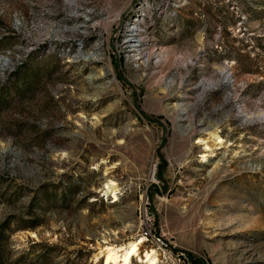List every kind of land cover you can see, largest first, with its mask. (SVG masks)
Here are the masks:
<instances>
[{
	"label": "rangeland",
	"instance_id": "rangeland-1",
	"mask_svg": "<svg viewBox=\"0 0 264 264\" xmlns=\"http://www.w3.org/2000/svg\"><path fill=\"white\" fill-rule=\"evenodd\" d=\"M131 3L0 0L4 263L91 264L150 220L164 264H264V0H174L148 63Z\"/></svg>",
	"mask_w": 264,
	"mask_h": 264
},
{
	"label": "built area",
	"instance_id": "built-area-1",
	"mask_svg": "<svg viewBox=\"0 0 264 264\" xmlns=\"http://www.w3.org/2000/svg\"><path fill=\"white\" fill-rule=\"evenodd\" d=\"M174 0H132L130 10L122 20V26L126 28L127 41L131 44L133 53H138L141 57V63L151 62L152 55L155 58L161 57L163 50L157 45L158 34L162 26L170 25L171 19L175 17L174 11L177 9ZM174 15V16H173ZM96 201L107 204H113L116 200L111 194L105 195L102 192L96 193ZM144 238L142 249L153 248L160 253V258L157 264H164V256L167 253L168 243L161 234V230H156L150 220L144 221L139 235ZM169 249V248H168ZM182 260H186L184 253H181ZM91 264H104V259L101 258L97 262L89 257ZM137 260L132 257L131 264H136ZM139 264V263H137Z\"/></svg>",
	"mask_w": 264,
	"mask_h": 264
},
{
	"label": "bare ground",
	"instance_id": "bare-ground-1",
	"mask_svg": "<svg viewBox=\"0 0 264 264\" xmlns=\"http://www.w3.org/2000/svg\"><path fill=\"white\" fill-rule=\"evenodd\" d=\"M132 51V50H131ZM139 56L138 53H134ZM133 55V57H136ZM142 56H139L141 59ZM139 59V60H140ZM220 131L213 130L209 132L208 137L201 139L198 143L201 146H204L202 149L203 160H207L210 157H215L218 149H226L229 146L225 145V141L221 139ZM119 164L117 163L112 169H110L106 176L108 177L109 173L112 172ZM220 166H217V168ZM101 192L105 195L111 194L114 200H117L121 195V190L119 184L113 179L109 178L107 182L102 186ZM119 234L115 233L114 238H118ZM36 238V237H34ZM107 236L103 238V241L97 244L96 250L98 253L93 255V260L97 262L99 259H104V264H131L132 257H135L137 263L139 264H157L160 253L151 248L142 249V243L144 238L139 236L137 238H132L126 243L115 245L110 244ZM105 246V247H103Z\"/></svg>",
	"mask_w": 264,
	"mask_h": 264
},
{
	"label": "trees",
	"instance_id": "trees-1",
	"mask_svg": "<svg viewBox=\"0 0 264 264\" xmlns=\"http://www.w3.org/2000/svg\"><path fill=\"white\" fill-rule=\"evenodd\" d=\"M8 96H5V92H2V90L0 89V110H2L3 108H5L6 105H8L10 103V98H7ZM75 190V188H69V190L67 192H64V198H67L68 194L73 192ZM64 201H67V199H64ZM2 234L0 235V264H5L4 262V258H3V252H4V244L2 242L1 239ZM46 250L50 251L52 250V248L47 247ZM45 254H48V252H45Z\"/></svg>",
	"mask_w": 264,
	"mask_h": 264
}]
</instances>
